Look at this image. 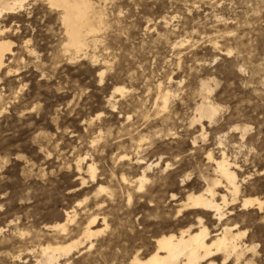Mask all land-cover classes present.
<instances>
[{"label": "rangeland", "instance_id": "rangeland-1", "mask_svg": "<svg viewBox=\"0 0 264 264\" xmlns=\"http://www.w3.org/2000/svg\"><path fill=\"white\" fill-rule=\"evenodd\" d=\"M93 3L95 37L79 55L44 2L0 18L12 52L0 72V264H40L42 247L72 240L59 263L149 255L195 221L187 196L220 180L209 154L235 165L241 199L264 198V0ZM206 103L212 122L197 117ZM224 186L218 203L231 200ZM253 211L233 213L250 225ZM94 216L103 232L87 250Z\"/></svg>", "mask_w": 264, "mask_h": 264}, {"label": "bare ground", "instance_id": "bare-ground-1", "mask_svg": "<svg viewBox=\"0 0 264 264\" xmlns=\"http://www.w3.org/2000/svg\"><path fill=\"white\" fill-rule=\"evenodd\" d=\"M30 1L35 3L38 1L44 2L49 9L59 12V19L66 36L64 46L66 53L79 55L85 50L88 38L96 31L93 28V22H95L94 19L98 13L96 12L93 0H0V18L5 15L19 13L23 10L25 4ZM98 21L100 23V18ZM4 31V28L0 29V34ZM10 48L11 43L0 35V72L4 69L6 56L12 53ZM102 75L103 73H101ZM115 92L123 95L124 90L118 87L115 89ZM166 100L165 97L164 102ZM197 109V113H199L197 117L199 115L200 120L203 117L211 120L218 111L212 104L207 103L201 104ZM196 120L198 121V118ZM136 140L139 139L137 138ZM207 158L215 166V173L220 180L217 178L218 180L212 181L211 186L204 191L187 196L183 208L189 210V212H195V221L193 223L189 222L188 225L186 224V227L176 234H161L162 236L154 241L155 248L152 253L144 257L134 255L127 264H264V198L246 197L241 199V184L239 185V179L237 180L238 174L235 172V165L229 163L230 160L228 161L225 155H222L220 159L218 157V160L214 159L211 154ZM150 165L149 167H151ZM88 169L91 178L95 179V168L89 166ZM137 181L139 184L137 190L139 193L143 192L145 184H148L144 171L137 178ZM222 181L225 183L224 188L231 197L230 202L227 201L225 195L219 197L220 203L216 201L217 194L215 188L222 185ZM100 190L104 191L105 189L100 188ZM236 206L239 207V211H245L246 213L250 210L255 211V215H253V211L251 218L249 216L244 217H249L252 220V224L246 225L243 222L245 219L241 221L239 219L241 216L238 218L237 215H234V207ZM181 212L178 211V213ZM66 216L67 222L72 221L69 213H66ZM207 216L210 218L211 224H208V220L204 221V219L208 218ZM94 217L83 234L85 240L89 241L88 245L86 244L87 250L93 248L91 240L103 232V230H92L97 218ZM52 227V229H56L63 234L67 230L66 223L56 224V226ZM51 228L49 229L52 230ZM79 245H81V241L79 240H72L66 244L46 245L40 251L42 256L40 264H61L59 260L68 258Z\"/></svg>", "mask_w": 264, "mask_h": 264}]
</instances>
